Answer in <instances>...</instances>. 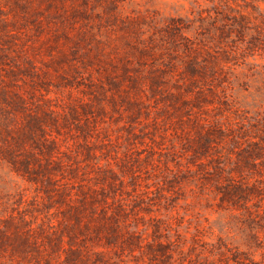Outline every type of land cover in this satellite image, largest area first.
Here are the masks:
<instances>
[{
  "label": "rangeland",
  "instance_id": "rangeland-1",
  "mask_svg": "<svg viewBox=\"0 0 264 264\" xmlns=\"http://www.w3.org/2000/svg\"><path fill=\"white\" fill-rule=\"evenodd\" d=\"M0 264H264V0H0Z\"/></svg>",
  "mask_w": 264,
  "mask_h": 264
}]
</instances>
